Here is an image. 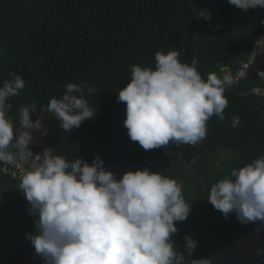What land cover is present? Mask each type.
I'll return each mask as SVG.
<instances>
[{
  "label": "trees",
  "instance_id": "16d2710c",
  "mask_svg": "<svg viewBox=\"0 0 264 264\" xmlns=\"http://www.w3.org/2000/svg\"><path fill=\"white\" fill-rule=\"evenodd\" d=\"M200 9L211 12L210 21L197 18ZM262 21L264 8L244 11L228 0H0V85L10 79L9 72L25 80L19 95L6 102L12 104L13 125L19 127L20 108L34 103L32 120L43 116V139L53 155L89 164L99 155L109 171L118 165L175 179L191 212L176 222L178 231L171 239L190 264L191 258L210 254L264 225L241 222L235 213L225 218L207 199L214 183L264 156V94L256 90L264 89V78L246 77L226 87L225 119L213 115L203 141L149 150L158 157L163 148L174 147L175 154L161 169L145 167L148 154L128 136L126 104L118 102V92L130 82L134 65L155 68L157 52L176 50L180 61L189 65L197 59L205 79L213 72L233 74L264 33ZM84 82V98L96 116L65 131L47 105L51 98L62 97L66 84ZM88 87L94 88L92 94ZM236 116L240 122L233 127ZM222 149L234 154L213 168ZM19 183L0 171V264H44L25 238L36 234L39 217L30 214ZM185 236L197 242L192 256L184 251Z\"/></svg>",
  "mask_w": 264,
  "mask_h": 264
},
{
  "label": "clouds",
  "instance_id": "9594fccd",
  "mask_svg": "<svg viewBox=\"0 0 264 264\" xmlns=\"http://www.w3.org/2000/svg\"><path fill=\"white\" fill-rule=\"evenodd\" d=\"M247 11L264 8V0H228ZM210 21L208 9L197 18ZM264 23V21H262ZM217 28L220 25L216 26ZM176 50L155 54V68L134 65L131 79L118 92L126 104L124 127L132 141L145 150L173 143L196 145L207 135V122L215 115L225 119L231 76L209 73L205 79L197 70V59L182 63ZM0 85V163L19 158L32 161L19 183L30 214L38 215L36 234H26L44 264H185L171 239L176 222L191 212L182 185L175 179L149 169L127 171L121 179L104 167L99 155L92 164L82 158L68 161L46 149L35 155L29 149L36 105L22 106L19 127L6 116L7 101L25 87L23 77L9 72ZM86 82L68 83L62 97L50 99L47 110L63 130L71 132L96 114L84 98ZM88 94L94 88H87ZM238 116L232 126L237 127ZM15 150V151H13ZM193 163L195 161H192ZM208 201L227 218L235 213L241 222H264V156L214 183ZM184 251L192 256L197 242L185 236ZM190 264H212L209 259H192Z\"/></svg>",
  "mask_w": 264,
  "mask_h": 264
},
{
  "label": "built area",
  "instance_id": "2783aa9c",
  "mask_svg": "<svg viewBox=\"0 0 264 264\" xmlns=\"http://www.w3.org/2000/svg\"><path fill=\"white\" fill-rule=\"evenodd\" d=\"M264 64V33L260 36L257 42L253 44L250 57L246 62L241 64V67L236 70L235 73L230 74L232 78V85L230 87L235 86L241 79L251 76H260L264 78V70L261 68ZM258 90V89H256ZM8 107L6 108V116L13 123L11 116L12 104L8 103ZM36 120H40L41 123L43 121V116L39 115ZM35 120V121H36ZM14 128H18L15 127ZM33 140L29 144V149L33 152V159L35 155H43L46 149H51V146L43 139L45 133L43 130L32 129ZM163 154H160L158 157L154 156V153L146 150L148 154V162L145 164V167H155L157 169H161L166 166L167 159L169 156L175 154L174 147H165L163 148ZM32 166V161L29 159H17L14 163H0V171L6 175H10L13 179L21 180L22 175L27 170H30ZM130 168H123L118 165H114L111 172L118 179L125 172H127Z\"/></svg>",
  "mask_w": 264,
  "mask_h": 264
},
{
  "label": "water",
  "instance_id": "95a60500",
  "mask_svg": "<svg viewBox=\"0 0 264 264\" xmlns=\"http://www.w3.org/2000/svg\"><path fill=\"white\" fill-rule=\"evenodd\" d=\"M257 92L264 94V89ZM197 259H209L212 264H264V225Z\"/></svg>",
  "mask_w": 264,
  "mask_h": 264
},
{
  "label": "rangeland",
  "instance_id": "374dc122",
  "mask_svg": "<svg viewBox=\"0 0 264 264\" xmlns=\"http://www.w3.org/2000/svg\"><path fill=\"white\" fill-rule=\"evenodd\" d=\"M221 152L223 155L216 159L215 163L213 164V168L218 167L230 154H234L232 151L226 149H222Z\"/></svg>",
  "mask_w": 264,
  "mask_h": 264
},
{
  "label": "crops",
  "instance_id": "0c3cea01",
  "mask_svg": "<svg viewBox=\"0 0 264 264\" xmlns=\"http://www.w3.org/2000/svg\"><path fill=\"white\" fill-rule=\"evenodd\" d=\"M228 73L230 74V71H228Z\"/></svg>",
  "mask_w": 264,
  "mask_h": 264
}]
</instances>
